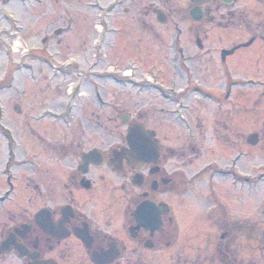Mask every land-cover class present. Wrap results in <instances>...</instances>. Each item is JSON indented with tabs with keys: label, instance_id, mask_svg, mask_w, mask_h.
Returning a JSON list of instances; mask_svg holds the SVG:
<instances>
[{
	"label": "rangeland",
	"instance_id": "374dc122",
	"mask_svg": "<svg viewBox=\"0 0 264 264\" xmlns=\"http://www.w3.org/2000/svg\"><path fill=\"white\" fill-rule=\"evenodd\" d=\"M111 2L0 0V226L45 204L61 203L69 190L71 143L91 149L114 142L119 131L125 138L121 117L129 116L148 127L161 125L167 146L186 143L200 153L170 162V170L180 171L185 181L168 199L161 197L177 230L171 249L131 251L128 258L142 257L147 264H221L216 230L228 221L251 228L232 245L235 264H264V40L221 62L224 48L264 38V1L238 0L234 18L220 16L202 28L188 17L182 35L174 33L183 58L172 53L171 34H165L167 44L151 43L139 29L142 42L131 49L115 39H98L91 29L98 17L93 6ZM186 6L190 10L191 3ZM118 17H113L116 25L129 20ZM199 31L210 54L196 47ZM121 47L129 49L124 58ZM10 70L12 83L6 76ZM216 120L231 128L229 142ZM251 134L259 135L255 147L247 144ZM112 188L108 185L105 196L110 215L119 211L110 208ZM10 214L14 220H8ZM0 264L21 263L10 254Z\"/></svg>",
	"mask_w": 264,
	"mask_h": 264
},
{
	"label": "flooded vegetation",
	"instance_id": "af4514ba",
	"mask_svg": "<svg viewBox=\"0 0 264 264\" xmlns=\"http://www.w3.org/2000/svg\"><path fill=\"white\" fill-rule=\"evenodd\" d=\"M229 1L211 0L201 5L198 9L201 10L199 12H202L203 18L195 22L191 14L195 7L191 5L188 10L187 0H112L106 7L100 3L93 6L98 11V17L94 25H91V29L97 32L98 39L103 41L115 39L117 42L120 41V44L130 46V49L134 43L142 42L139 29L147 39H151V43L159 40L167 44L169 40L166 39L170 36L165 34H171L173 38L171 37L170 42L178 44V46L175 44L171 51L178 58H183L184 52L179 46V36L174 37V33L182 35L186 30L188 17L193 23L200 24L201 28L204 24H214L220 16L222 20L230 16L234 18L233 11L238 0L231 3ZM118 16L129 20H126L127 22L119 20L116 25L113 23V17ZM76 31L77 29L75 33ZM260 39L264 40L261 37L250 39L247 43H239L232 49L236 52L240 47L250 46ZM194 42L201 53L206 50L204 54L211 53V50L205 47L200 31L195 35ZM128 50L121 47L120 56L124 58ZM224 51L227 50L224 48L221 52L222 63L227 60V57L225 59L222 57ZM229 97L228 92L226 98ZM139 117L143 118L141 114ZM121 121L124 123V117H121ZM129 121L141 123L131 117ZM171 122L169 121L170 124ZM142 124L156 132L159 140L158 162L130 164L122 155L127 149V143L120 131L114 142L108 144L105 140L106 145L91 149L80 147L79 142L73 141L71 150L74 153L66 185L69 188L68 194L66 196L62 194L61 203L45 204L33 215L26 213L15 220L12 214L7 215L8 220L14 221L6 227L0 226V261L11 254L21 264H31L28 257H19V249L26 248L32 253H38L40 260H54L58 264H147L148 261L142 257L128 258L130 255L128 252H139L141 249L148 252L170 250L176 240L177 230L173 228L171 207L161 197L168 199L172 192L179 190L184 181L183 176L179 175L180 171L170 170V162L176 156L184 159L200 153V148L186 143L180 148L167 146L164 142L168 137L163 138L161 129H158L161 125L156 128ZM216 124H223L225 133L218 134L229 142L233 134L228 123L216 120ZM103 131L107 132L106 126ZM91 153L90 157L85 158ZM109 174L112 177H108ZM108 185L113 186L112 194L115 198L110 208L119 207V211L112 215L108 213L109 208L105 204ZM124 200L127 202L126 207H123ZM144 204L154 206L157 215L160 212L158 223L155 211L152 212L155 221L147 226L135 217V213ZM160 209L162 211H159ZM42 211L46 212L47 218H43L39 225L36 223V216ZM114 224H118L115 225V229ZM4 225L6 224L3 223ZM216 232L218 234L216 247L219 255L224 257L221 264H235L234 251L231 249L241 233H237L235 226L228 221L220 225L218 223ZM7 240H11L12 245L3 252V243Z\"/></svg>",
	"mask_w": 264,
	"mask_h": 264
},
{
	"label": "water",
	"instance_id": "95a60500",
	"mask_svg": "<svg viewBox=\"0 0 264 264\" xmlns=\"http://www.w3.org/2000/svg\"><path fill=\"white\" fill-rule=\"evenodd\" d=\"M194 5L201 6L210 2L211 0H190ZM233 0H230L231 3ZM196 7L194 11L191 12L192 18L196 21H199L203 18L202 12ZM61 32H57V35H60ZM200 44V42H199ZM234 53L232 51H225L222 54L223 59H225L228 55ZM259 139L258 135H252L248 139V143L252 146L257 145ZM127 143L129 149L124 151L122 154L125 158H127L130 164H149L158 162V154H159V146L158 141L155 139V133L149 130H146L145 127L141 124H132L128 129L127 135ZM92 155H86L85 158H88ZM88 188V186H87ZM155 211L157 215V211L152 205H142L138 211L135 213V217L146 226L153 223L155 221L152 212ZM159 211H162L161 209ZM45 211H42L36 216V223L40 225V222L43 221V218H47L45 215ZM156 217L158 223V216ZM12 245L11 240H7L3 243L2 251H7L9 247ZM19 257H28L33 260L32 264H57L53 260L41 261L39 259L40 255L38 253H32L26 248L19 249Z\"/></svg>",
	"mask_w": 264,
	"mask_h": 264
},
{
	"label": "trees",
	"instance_id": "16d2710c",
	"mask_svg": "<svg viewBox=\"0 0 264 264\" xmlns=\"http://www.w3.org/2000/svg\"><path fill=\"white\" fill-rule=\"evenodd\" d=\"M248 228H250V226L247 224V226L245 225H241V224H236L235 225V230L237 231V233H241L242 236H246L247 232H248ZM251 229V228H250Z\"/></svg>",
	"mask_w": 264,
	"mask_h": 264
},
{
	"label": "bare ground",
	"instance_id": "6f19581e",
	"mask_svg": "<svg viewBox=\"0 0 264 264\" xmlns=\"http://www.w3.org/2000/svg\"><path fill=\"white\" fill-rule=\"evenodd\" d=\"M126 75H127V76L130 75V73H126Z\"/></svg>",
	"mask_w": 264,
	"mask_h": 264
}]
</instances>
